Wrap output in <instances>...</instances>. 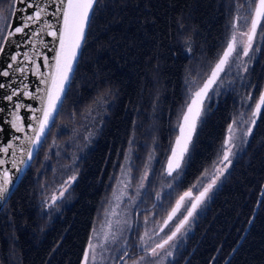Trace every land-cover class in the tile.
<instances>
[{
  "label": "trees",
  "instance_id": "trees-1",
  "mask_svg": "<svg viewBox=\"0 0 264 264\" xmlns=\"http://www.w3.org/2000/svg\"><path fill=\"white\" fill-rule=\"evenodd\" d=\"M11 0H0L7 12ZM252 0H99L88 26L71 91L46 139L0 210V264H81L125 152L132 142L134 187L150 150L154 163L145 200L161 215L218 157L244 86L212 98L195 131L173 192L154 205L186 102L185 79L203 81L226 46L238 6ZM246 75L253 98L264 88V32ZM191 46L189 51L188 46ZM108 103L92 146L76 164L68 203L51 216L42 191L53 140L78 124L98 99ZM63 135V136H62ZM264 182V106L243 152L214 192L193 232L170 264H223L241 239ZM152 201V202H151ZM215 257V259H213ZM228 264H264V195L256 217Z\"/></svg>",
  "mask_w": 264,
  "mask_h": 264
},
{
  "label": "snow or ice",
  "instance_id": "snow-or-ice-1",
  "mask_svg": "<svg viewBox=\"0 0 264 264\" xmlns=\"http://www.w3.org/2000/svg\"><path fill=\"white\" fill-rule=\"evenodd\" d=\"M51 2L57 5L53 13H49L46 6H41L40 0H16V3L24 5L22 8H17L13 5L16 13H26L27 9H33V11L30 14L17 17L21 20V23L14 28L10 24L6 25V27L11 30L3 36V40L7 43L11 42V37L17 34L36 38L46 33L53 37V39L58 40L59 49L56 50L55 62L53 64H49V58L47 56L44 57L43 66L49 69L47 74L41 72V66L36 65L35 60L31 61L36 65L32 69L33 74L38 78L43 77L40 82L47 85V87L44 90L38 89L41 95L37 96L34 93L28 92V85L25 84L22 94L26 98L39 99L41 107L39 109H34L31 106H26L17 102L15 104L16 111L11 113V121L5 120V123H11V127L15 132H24L25 128L22 123L23 118L19 115V110L21 108H27L28 111L32 112L33 124L28 125V131H30L32 135L25 136L24 138L28 144L26 151L17 149L12 142L7 143L6 146L0 147V153L4 155H9L11 150V156L14 158L10 162L12 168L15 169V174L11 173L10 170L0 171V201H6L10 192L9 186L20 179L19 174L24 171L22 166L25 161L16 155L17 151H20L21 154L27 157V160L31 162L33 160L34 149H38L41 146L43 140L46 139V131L50 129V126H54L55 117L63 110V99L67 98V94L71 91V83L78 65V54L80 53L82 44L85 42L86 29L91 22L92 15H94L95 12V5L99 3V0H51ZM252 2L255 6L247 31H237V24L233 22L231 35L227 39L226 46L222 53L219 54L214 66L208 70L206 78L203 79V83L200 84L198 82L199 73L191 80H186V84L189 88V95L186 98L185 104L186 111L182 110L181 117L178 119L177 127L179 128L180 134L176 137L175 144L171 148V155L167 158V166L165 169L167 176H173V173L181 168V162L184 160L185 153L188 151V144L191 141V134L195 130L201 115L204 113L205 100L211 99L209 91L212 90L215 94L216 90L213 89V85H218V81L223 80L221 74L224 73L228 75L234 66L239 67V64H237V61H241L239 47L242 46L244 57L249 56V50L253 47V39L257 34V28L261 26V22L264 20V0H252ZM48 15L62 18V26L56 29L53 23L44 19V17ZM33 25H36V27H33ZM26 29H31V31L26 33ZM3 31L4 28L0 27V32ZM262 32H264V28H262ZM238 37H246L247 39L245 41L243 39H238ZM32 43L35 48V55L40 56V50L35 46L39 44L42 47H46L43 40L32 39ZM188 48L190 51L191 46L189 45ZM51 50L52 49H50V51ZM3 52H5V47L0 44V53ZM18 55L20 54L17 53L11 56L12 63L8 65V68H13V65L17 63ZM23 55L25 60L29 59V54L27 52ZM19 71L24 72L25 69L20 68ZM0 76L8 77L9 72L0 71ZM4 88H6V85L0 83V89ZM19 94L18 91L13 90L11 94L7 95L5 98L8 101H12L13 97ZM262 106H264V91L260 93L255 107L251 111V117L248 120H243L244 113H240L239 117L234 119L232 124H229L228 136L223 141L217 160L210 166L213 177L211 181L204 185L203 190L198 191V194L193 195V190L197 189L200 185V181H197V183L193 184L187 191L179 196L175 201V206L167 213V218L163 221L165 227L170 225V222L177 217L178 213L182 216L175 225V229L171 231V234L167 235L166 238H162L160 242H156L155 245L150 248L146 246L147 242L145 236L147 233L145 236L140 237V246H144L145 255L157 257L160 255V250H164L165 255L168 257L173 255L171 249L177 247V245L170 244V242L174 241L178 234L182 233V230H185L186 226L195 219L194 214H196L197 209L208 199L209 193L217 184V180L224 174L229 165H231L232 159L236 156V152H234L233 149L237 147L235 142L238 137L233 125L240 121L255 125L256 118L261 116ZM0 111H3V109H0ZM37 112L41 113V115H36ZM251 133L252 127H248L244 130L243 134L247 137ZM243 143H247V140H244ZM130 159V155L125 156L126 162L130 161ZM151 159H153V154L149 155V162ZM7 162L8 161L4 159H0V166ZM221 164L223 167H219ZM121 172L125 176L130 175V170L126 171L124 166L121 167ZM178 175L179 173H177V176L173 177V179H177ZM208 175L209 170L206 169L202 179H207ZM145 179H147V172L140 178L139 186L141 188L144 186L143 181ZM72 180H75V176L71 177L65 184H70ZM119 182L120 181H118V183ZM169 187L171 188L172 185L169 184ZM66 191L67 188L64 187L63 190L59 192V196L53 194L51 196L53 204L63 197ZM157 199H160L159 193H157ZM182 209L186 214L181 212ZM145 222L147 223V220ZM106 223L110 228V222ZM160 231H164V228L161 227ZM184 234L186 235V232ZM109 237H111V239ZM117 239L118 237L115 231L111 233L107 231L104 232V244H100L99 241L93 242V240L90 239L88 249L84 252V264H88L90 257L92 264H97V247L105 249L109 243H116ZM166 246H168L167 249ZM233 251H235V249ZM127 255L128 253L125 251L120 259H123L124 256ZM101 258L103 259V254H101ZM143 259L144 257L142 256L141 260ZM213 259H215V257ZM125 264H127V262H125ZM133 264H140V261L133 260Z\"/></svg>",
  "mask_w": 264,
  "mask_h": 264
},
{
  "label": "rangeland",
  "instance_id": "rangeland-1",
  "mask_svg": "<svg viewBox=\"0 0 264 264\" xmlns=\"http://www.w3.org/2000/svg\"><path fill=\"white\" fill-rule=\"evenodd\" d=\"M12 1L9 3L8 11H2L0 7V27H3L4 30L9 20L10 11ZM1 5V2H0ZM254 3L250 1H246L243 5L238 6L235 9L230 29L229 35H231L232 24L236 22L237 31H247V27L251 22V15L254 11ZM262 28H264V20L261 22V26L257 28V34L253 39V47L249 50V56H243L242 46L239 47L241 61H237L239 67H233L230 74L225 75L221 74L223 77L222 81H218V85H213V89L216 90L215 94L212 90L209 91V96L211 99H206L204 104V113L208 108V105L212 98L216 97L222 90L227 89L231 86L238 85L244 86V93L241 99V106L237 112V114L233 117L230 124L233 123V120L239 117L240 113H244L243 120H248L251 117V111L254 109L255 104L258 100L257 98H253L251 94V90L248 87V83L246 81V75L253 65L255 59L257 58V53L260 49L261 41H262ZM3 32H0V42L3 36ZM238 39H243L246 41V37H238ZM246 66V70H245ZM206 78V77H205ZM186 80H191V78L185 79V87H186V98L189 95V88L186 84ZM200 84L203 81L199 82ZM186 104V102H185ZM108 107V103L106 99L101 98L98 99L96 104L90 108L81 121L78 124H74L71 126H65L58 133H65V137H58L59 139H55L51 142L50 147L47 150V159L46 163L51 171V176L46 180L44 189L42 191V205L43 210L48 213V215L55 216L60 210L68 203L69 190L72 184L76 180V164L79 159L85 154L87 150L92 146L93 141L95 140L97 133L99 132L103 118L106 116V109ZM184 111H186V107L184 105ZM204 113L201 115L200 119L197 122L195 130L191 134V141L188 144V151L185 153L184 160L181 162V168L177 169L176 172L173 173V176H167L166 174V166L167 159L164 166V172L160 176L156 187L154 188V194L152 201L154 205H161L162 197L168 195V193L173 192V188L180 178L182 170L185 166V162L187 156L189 154V150L192 144V140L199 125L200 121L203 118ZM257 121V118H256ZM255 125H250L249 123H244L242 121L234 124L233 127L236 129V135L238 137L235 142L237 147L233 149L236 152V156L232 159L231 165L227 168L222 176L217 180V184L214 189L209 193L208 199L197 209L196 214H194L195 219L190 222L189 225L186 226L185 230H182V233L178 234L177 238L174 241H171L170 244H176L177 247L172 248L173 255L168 257L165 255L164 250H160V255L157 257H152L150 255H145L144 246H140V237L145 236L146 246L153 247L156 242H160L162 238H166L167 235L171 234V231L175 229V225L178 223L179 219L182 218L181 214L178 213L177 217L170 222L168 227L163 225V221L167 217V213L174 206L175 201L179 198H176L171 208H169L166 214L161 215L157 209H152L149 206L151 203H148L145 200V194L147 192V187L149 183V178L152 172V167L154 163V154L152 149L148 153L146 160L144 162L143 169L137 179L135 186H132V175L130 171V175L125 176L121 172V167L124 166L126 171L131 170V159L130 161H125V156L132 154V142L128 146L123 161L120 165L119 171L115 175L114 184L112 186L111 192L108 196L107 202L105 204L104 210L100 215L98 222H96L92 230L90 232L88 243L85 251L88 249L89 240L92 239L93 242L99 241L100 244H104V232L107 231L109 233L115 231L118 237L116 243H109L105 249L97 247V264H118L121 260L120 257L123 255L125 251H127L128 255L124 256L121 264H133V260L140 261V264H170L174 259L176 253L184 246L187 237L193 232L194 224L198 215H201L206 208L208 202L210 201L214 192L219 188L222 181L224 180L226 174L229 172L235 158L240 155L245 149L247 143H243L244 140H249L250 135L245 137L244 130L248 127H252V130ZM63 134V133H62ZM179 128L177 127V134L173 140V144L171 148L175 144L176 137L179 135ZM63 136V135H62ZM228 136V128L225 132V138ZM153 154V159L149 162V155ZM171 155V149L168 157ZM167 157V158H168ZM217 160V159H216ZM219 167H223V165H219ZM147 172V179L143 181L144 186L141 188L140 178ZM177 179H173V177L177 176ZM75 176V180H72L70 184H65L71 177ZM204 173L200 176L197 181H200V185L197 189L193 190V195L198 194V191L203 190V186L211 181L212 174L211 169H209V175L207 179H202ZM118 181H120L118 183ZM197 183V182H196ZM169 184L172 187H169ZM66 187L67 191L64 193V196L58 199L55 204H53L51 200V196L53 194L59 196V192ZM157 193L160 194V199H157ZM182 195V194H181ZM151 201V202H152ZM51 205V206H49ZM181 212L186 214L182 209ZM147 220V223L145 222ZM106 222H110L111 227H108ZM163 227L164 231H160V228ZM95 229V231H94ZM186 232V235L184 234ZM111 239V237H109ZM126 242V243H125ZM168 246H166V249ZM101 254H103V259L101 258ZM144 257L141 260V257ZM88 264H92L91 257L89 258Z\"/></svg>",
  "mask_w": 264,
  "mask_h": 264
},
{
  "label": "water",
  "instance_id": "water-1",
  "mask_svg": "<svg viewBox=\"0 0 264 264\" xmlns=\"http://www.w3.org/2000/svg\"><path fill=\"white\" fill-rule=\"evenodd\" d=\"M40 3H41V6L47 7L49 13H53L57 6L53 4L51 0H40ZM13 5H15V7L17 8H22L24 7V5L16 3V0L12 1L10 16H9L7 25L10 24L14 28L15 26L21 23V20L18 19L17 17L30 14L33 11V9H27L26 13H16L14 11ZM44 19L49 21L50 23H53L56 29L62 26V18H57V17H54L53 15H48V16H45ZM33 27H36V25H33ZM10 30L11 29L6 27L4 30L3 36L6 35L7 32ZM87 30H88V27L86 29V34H87ZM25 31L27 33V32H30L31 29H26ZM3 36L1 38L0 44H2L5 47V52L0 53V71H8L9 76L8 77L0 76V83H4L6 85V88L0 89V109H3V111H0V147L6 146L7 143L12 142L17 149H23L26 151L28 144L24 138L25 136L32 135V133L28 131V125L33 124L32 112L28 111L27 108H21L19 110V115L23 118L22 123L25 128L24 132H15V130L11 127V123L10 122L5 123V120L11 121V113L16 111L15 104L17 102L24 104L26 106H31L34 109H39L41 107V103L39 99H30V98H26L23 96L22 94L23 88H24V85L26 84L28 85V88H27L28 92L34 93L37 96L41 95V92L38 91V89L44 90L47 87V85L40 82L43 77L38 78L36 75L33 74L32 69L36 65H40L41 72L47 74L49 69L43 66L44 57L47 56L49 58V64H53L55 62L54 58H55L56 50L59 49V42L58 40L53 39V37L47 35L46 33L36 38H30L27 35L17 34L11 37V42H7V43L3 40ZM32 39L43 40L44 44L46 45V47H42L39 44L35 46L36 48H39L40 53H41L40 56L35 55V48L33 46ZM50 49L52 50L50 51ZM81 50H80V53H81ZM26 52L29 54L28 60L24 59L23 54ZM17 53L20 54L17 56V63L13 65V68L11 69L8 68V65L12 63L11 56L16 55ZM80 53L78 54V59H79ZM32 60H35L36 65H34L31 62ZM20 68H24L25 71L24 72L19 71ZM13 90L18 91L20 94L18 96H14L12 101H8L5 97L7 95H10ZM262 91H264V88ZM36 115L39 116L41 115V113L37 112ZM49 130L46 131V136ZM40 147L38 149H34L33 160L38 150L40 149ZM16 155L25 161L24 165L22 166L24 171L19 174L20 179L16 180L14 184H11L9 186L10 192L8 194L6 201L9 199V197L11 196V194L13 193V191L15 190V188L17 187L20 180L22 179V177L24 176V174L26 173L27 169L29 168V166L31 165L33 161L32 160L31 162H29L27 160V157L23 156L20 151H17ZM13 158L14 157L11 156V150H10L9 155H4L0 153V159H4L8 161L4 165L0 166V171L10 170L11 173L15 174V169L12 168V164L10 162ZM263 195H264V182L261 187L259 197L255 205L254 211L252 213L251 219L249 220V223L241 239L239 240L237 245L234 247L235 251H233L234 249L232 250V252L228 255V257L226 258L223 264H228V262L231 260L232 256L235 254L236 250L240 246L241 242L243 241L244 237L246 236L247 232L249 231L256 217V214L259 210ZM6 201H0V210L5 205ZM122 260L123 259H121L118 262V264H121ZM81 264H84V256H83Z\"/></svg>",
  "mask_w": 264,
  "mask_h": 264
}]
</instances>
